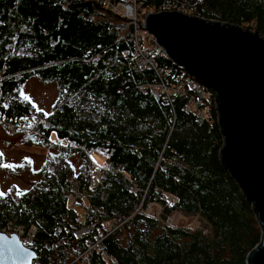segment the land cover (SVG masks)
I'll return each instance as SVG.
<instances>
[{"label":"trees","instance_id":"16d2710c","mask_svg":"<svg viewBox=\"0 0 264 264\" xmlns=\"http://www.w3.org/2000/svg\"><path fill=\"white\" fill-rule=\"evenodd\" d=\"M164 1L170 0L138 3L145 15ZM171 1L191 4L184 14L264 37V0ZM121 22L94 1L0 0V116L35 115L36 129L62 145L49 149L39 182L0 198V229L35 226L32 264H245L261 231L251 204L218 161L222 137L213 99L199 105L207 115L201 118L184 112L192 91L173 101L155 97L159 79L138 69ZM154 58L167 71L169 78L161 79L168 86L176 75L193 81L167 58ZM31 77L57 86L47 115L35 114L20 93ZM96 165L104 178L92 188ZM74 195L76 206L86 205L82 224L67 205ZM151 203L161 206L160 218L143 214ZM174 211L198 215L211 235L165 225ZM82 227L91 231L76 237Z\"/></svg>","mask_w":264,"mask_h":264},{"label":"water","instance_id":"95a60500","mask_svg":"<svg viewBox=\"0 0 264 264\" xmlns=\"http://www.w3.org/2000/svg\"><path fill=\"white\" fill-rule=\"evenodd\" d=\"M143 30L173 65L215 93L218 161L251 204L261 231L245 264H264V37L238 24L165 11L145 14ZM35 258L18 237L0 233V264Z\"/></svg>","mask_w":264,"mask_h":264},{"label":"rangeland","instance_id":"374dc122","mask_svg":"<svg viewBox=\"0 0 264 264\" xmlns=\"http://www.w3.org/2000/svg\"><path fill=\"white\" fill-rule=\"evenodd\" d=\"M84 2H90L85 1ZM96 2V0H93ZM107 1V0H97ZM138 3V0H135ZM130 4L135 6L134 0H126L124 2L117 3V8L120 11L124 10V5ZM127 12L128 10L125 9ZM153 13H160L159 11ZM118 17V16H117ZM119 18V17H118ZM122 24V23H120ZM144 28V26H142ZM146 47H149V43H144ZM154 51V50H152ZM20 93L22 96L27 97V100L33 105L35 108V114H48L53 109L55 101L58 96V89L54 82H43L36 77L29 78L24 85H22ZM35 115L31 118V124L35 127L34 121ZM36 128V127H35ZM51 140H55V137H50ZM28 138L26 134H15L10 135L5 132L0 127V153L3 155L0 156V165H11L12 167H4L0 166V191L8 193L10 188L14 190H27L40 180V169L46 161L47 155L50 152V147L48 145H34ZM45 145V144H44ZM77 159V158H75ZM99 158H94L95 162H97ZM76 161V160H75ZM73 160V162H75ZM23 165V166H20ZM97 174V175H96ZM96 175V176H95ZM94 178H98L97 182L94 184ZM104 178V174L101 168L94 167V170L91 173L90 185L92 188L97 187ZM15 186V187H13ZM76 195L70 196L67 200V205L69 207L74 208L79 216L84 215V206L83 205H75ZM83 203V201H82ZM143 214L151 217L160 218L162 214V208L156 203H151L143 212ZM79 223L84 222V217L79 219ZM165 225L175 228H182L189 232H199L202 231L203 235L210 236L211 235V227L209 224L204 221L198 215H186L180 212H172L169 217L164 221ZM259 226V225H258ZM113 228V224L108 222L105 224V231H109ZM260 228V227H259ZM91 231L89 228L82 227L73 232L76 237H79L83 233H87ZM36 234V233H35ZM34 238V229L31 235V239H29V243L25 245L26 248H31L32 240ZM100 241V240H99ZM255 247V246H254ZM253 247V248H254ZM252 248V249H253Z\"/></svg>","mask_w":264,"mask_h":264},{"label":"built area","instance_id":"2783aa9c","mask_svg":"<svg viewBox=\"0 0 264 264\" xmlns=\"http://www.w3.org/2000/svg\"><path fill=\"white\" fill-rule=\"evenodd\" d=\"M85 1H93V0H85ZM126 0H116V1H100L99 3H102L106 9L114 14L115 16H118L122 20V24H119L117 27L120 30L127 31L130 36V41L134 45L135 52H136V58L135 63L140 71L145 70H152L156 76V78L159 79V82L152 86V93L155 97L159 96L160 94H163L164 98L166 100L173 101V99L177 96L183 95L185 90L192 91L193 95L191 97V103L189 107L184 108V112H193L197 114V116L201 118H206V111L200 110L199 105L201 102L207 98H212L214 101V95L215 93L209 89L204 88L202 85L198 84L194 80L192 82L188 81L186 79L187 77H184L182 75H176L172 76V81L174 82L172 86H168L166 84V81L162 80L161 78H169L167 75V71L158 68L157 63L154 61V55L156 58L164 59L167 58L165 53L161 48H159L155 44V40L147 34L142 28L144 26V11L140 7V5L135 2V6H132L130 4L124 5V10L120 11L117 8V3L124 2ZM96 2H98L96 0ZM191 4L186 2H178V1H164L159 9V12H181L185 13L187 10L191 8ZM125 9L128 11L126 12ZM143 16V17H142ZM141 26V28H140ZM149 43L150 46L146 47L144 43ZM154 50V51H152ZM154 55H153V53ZM144 87H140V89H143ZM0 127L7 132L10 135L15 134H26L30 137V140L34 145H40L45 144L48 145L50 148L58 149L62 145L57 146L58 144L50 139V137H47L44 132L36 129L31 124V118H15V119H4L0 116ZM96 167H99L96 165ZM98 178H94L93 183L95 184L97 182ZM92 187V186H91ZM143 210H140L138 208L136 212H142ZM144 212V211H143ZM83 216H80V219ZM122 225V223L118 224L115 228H119ZM34 229V236L36 233L35 226H31L29 228H25L23 226H14L11 224H8L7 226L0 229V233H3L7 236L15 235L18 237V240L20 243L25 247L27 243H29V239H31V235L33 233ZM111 230L107 232H111ZM33 241V240H32ZM101 248V245H99ZM94 248V246H90V249ZM103 258L107 260V257L104 253H101ZM112 264H116L114 260L111 261Z\"/></svg>","mask_w":264,"mask_h":264},{"label":"snow or ice","instance_id":"6c2138e0","mask_svg":"<svg viewBox=\"0 0 264 264\" xmlns=\"http://www.w3.org/2000/svg\"><path fill=\"white\" fill-rule=\"evenodd\" d=\"M26 99H27V97H25ZM45 115H47V113L45 114ZM3 154L2 153H0V156H2ZM0 166H4V167H12L11 165H0ZM20 166H23V165H20ZM13 187H15V186H13ZM12 188H10L9 190H8V192H12ZM17 195H22L23 193L22 192H20L19 190H17V193H16ZM7 195V193H5V192H2V191H0V198H3V197H5Z\"/></svg>","mask_w":264,"mask_h":264},{"label":"bare ground","instance_id":"6f19581e","mask_svg":"<svg viewBox=\"0 0 264 264\" xmlns=\"http://www.w3.org/2000/svg\"><path fill=\"white\" fill-rule=\"evenodd\" d=\"M155 44L157 45V43L155 42ZM158 46V45H157ZM159 47V46H158ZM159 48H161L162 50H163V52L165 53V55H166V57L168 58V55H167V53H166V50H164L162 47H159ZM97 175V174H96ZM95 175V176H96Z\"/></svg>","mask_w":264,"mask_h":264},{"label":"crops","instance_id":"0c3cea01","mask_svg":"<svg viewBox=\"0 0 264 264\" xmlns=\"http://www.w3.org/2000/svg\"><path fill=\"white\" fill-rule=\"evenodd\" d=\"M97 162H99V163H100V161H99V160H97Z\"/></svg>","mask_w":264,"mask_h":264}]
</instances>
